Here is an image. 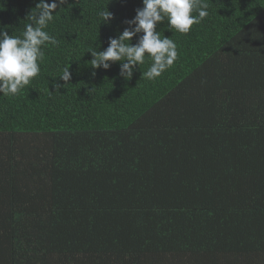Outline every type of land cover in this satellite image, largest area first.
Masks as SVG:
<instances>
[{"label":"trees","instance_id":"16d2710c","mask_svg":"<svg viewBox=\"0 0 264 264\" xmlns=\"http://www.w3.org/2000/svg\"><path fill=\"white\" fill-rule=\"evenodd\" d=\"M39 2L0 0V29ZM203 2L189 33L158 25L178 59L155 80L88 52L142 0L56 10L40 74L0 93V264H264V0Z\"/></svg>","mask_w":264,"mask_h":264},{"label":"clouds","instance_id":"9594fccd","mask_svg":"<svg viewBox=\"0 0 264 264\" xmlns=\"http://www.w3.org/2000/svg\"><path fill=\"white\" fill-rule=\"evenodd\" d=\"M68 0H40L36 7L29 13L21 35H9L6 30L0 29V93L4 96H15L33 78L41 72L40 65L45 59L43 50L46 44L56 46L58 40L45 29L54 19L56 10L67 4ZM143 7L136 9L133 19L124 21L126 28L118 37L109 38L108 47L103 51L89 48L91 53V67L108 70L113 63L120 62V76L131 80L137 65L145 63L146 57L151 65L142 77L155 80L170 69L178 59L177 44L173 39L161 36L157 31L158 25L167 20L170 29H175L181 34L191 31L194 24H199L208 15V4L203 0H142ZM198 15H193V12ZM98 15L104 23L114 19V14L109 9L101 10ZM138 42L133 44V38ZM97 73L92 72L95 77ZM66 82L71 81L72 74L68 67L62 69L60 77ZM56 89L61 88L59 83Z\"/></svg>","mask_w":264,"mask_h":264}]
</instances>
